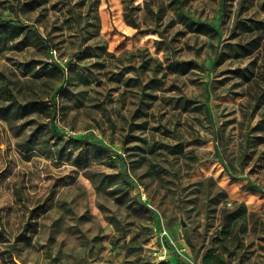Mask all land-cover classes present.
Wrapping results in <instances>:
<instances>
[{
    "label": "rangeland",
    "instance_id": "1",
    "mask_svg": "<svg viewBox=\"0 0 264 264\" xmlns=\"http://www.w3.org/2000/svg\"><path fill=\"white\" fill-rule=\"evenodd\" d=\"M8 21L0 264H264V0H0Z\"/></svg>",
    "mask_w": 264,
    "mask_h": 264
},
{
    "label": "trees",
    "instance_id": "2",
    "mask_svg": "<svg viewBox=\"0 0 264 264\" xmlns=\"http://www.w3.org/2000/svg\"><path fill=\"white\" fill-rule=\"evenodd\" d=\"M15 33V34H13ZM18 37V30L16 27V23L13 21H8V22H2L0 23V40L6 38V42H12L14 39ZM6 93H8V90H6ZM13 105L26 110L27 112L30 111H38L41 110L43 106L39 104L36 101H28L24 104H18L16 101H13V103L9 104V107H12ZM51 109L55 111V104L51 106ZM1 110V108H0ZM1 117V116H0ZM244 208V206H241ZM209 256V255H208ZM207 257V256H206ZM207 259H210L209 257ZM209 260L204 263L208 264ZM210 264V263H209Z\"/></svg>",
    "mask_w": 264,
    "mask_h": 264
}]
</instances>
